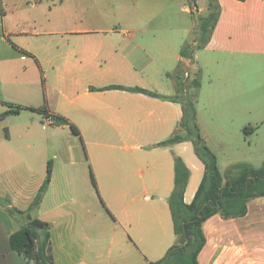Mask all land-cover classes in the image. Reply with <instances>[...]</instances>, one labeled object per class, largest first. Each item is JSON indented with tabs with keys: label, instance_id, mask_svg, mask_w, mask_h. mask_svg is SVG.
Here are the masks:
<instances>
[{
	"label": "crops",
	"instance_id": "crops-1",
	"mask_svg": "<svg viewBox=\"0 0 264 264\" xmlns=\"http://www.w3.org/2000/svg\"><path fill=\"white\" fill-rule=\"evenodd\" d=\"M190 1L193 8L184 0H0V84L29 94L39 72L43 104L30 100L19 107L43 123L46 116L69 120L87 145L85 150L73 149L61 140V133L55 135L52 148L63 151L53 156L50 185L32 210L34 218L52 225L54 264H126L135 251L146 264L163 259L176 242L168 202L175 184V157L191 171L185 203H192L201 185L205 165L192 142L159 146L176 132L183 105L128 89L174 97L178 77L189 85L198 76L197 122L220 170L253 165L242 160L241 147L230 143L246 128L249 134L257 132L253 118L261 112L257 97L252 98L258 87L248 89L241 68L249 59H264V0H216L217 25L201 55L196 51L192 60L175 50L173 32L179 28L188 34L195 24L179 26L176 16L195 12L205 18L210 0H203L202 6ZM181 64L183 74L178 73ZM68 128L60 126L55 132ZM221 157L226 159L223 166ZM88 162L111 211L112 224L106 228L103 215L92 216L93 202L76 193L86 189L82 165ZM134 169L137 175L130 174ZM45 179L46 172L33 186L10 184L5 188L9 192H0L1 199L10 201L0 205L2 210L28 211ZM78 208L90 220L81 229L72 225L55 234L58 221L79 216ZM2 210L0 264H29L11 250L9 238L20 226ZM203 231L206 244L199 264H264V197L251 200L243 217L213 216Z\"/></svg>",
	"mask_w": 264,
	"mask_h": 264
},
{
	"label": "trees",
	"instance_id": "trees-1",
	"mask_svg": "<svg viewBox=\"0 0 264 264\" xmlns=\"http://www.w3.org/2000/svg\"><path fill=\"white\" fill-rule=\"evenodd\" d=\"M238 1L245 2L246 0ZM219 10L217 1L210 0V13L202 19L199 43L196 46H185L181 51V56L192 60L194 53L209 43L218 22ZM182 72H184V66L181 64L178 73L181 74ZM178 78L177 95L174 97L161 96L156 92L142 88L128 89L151 97L181 103L183 105V118L179 122L176 132L159 146L170 147L190 141L193 143L197 157L205 165V174L201 185L192 203L187 204L185 203V192L191 177V171L182 158H174L175 184L168 202L176 242L163 259L151 264H199V254L206 244L203 224L215 215H221L225 220L243 217L248 212V203L251 200L264 197V164L261 168H255L247 163L232 165L225 174L229 180L224 183L218 157L208 146L197 122L200 79L196 76L189 85H186L183 79ZM111 88L125 89L123 87ZM7 106H10V104H7ZM21 110H23L22 107H11L8 112L0 115V122L10 115H18ZM28 110L41 112L39 109ZM56 125L69 126L72 134L80 138L85 150L83 138L75 125L65 118H56ZM247 130L248 128L245 129V131ZM52 173L53 163L49 161L45 182L28 211L22 212L15 208L8 209L11 215L26 220V224L10 236L9 246L12 251L25 258L29 264H54L53 257L50 254L51 225L37 218H32L30 213L41 204L43 196L50 185ZM90 177L92 185L99 193L92 170ZM0 203L8 205L10 201L0 198Z\"/></svg>",
	"mask_w": 264,
	"mask_h": 264
},
{
	"label": "rangeland",
	"instance_id": "rangeland-1",
	"mask_svg": "<svg viewBox=\"0 0 264 264\" xmlns=\"http://www.w3.org/2000/svg\"><path fill=\"white\" fill-rule=\"evenodd\" d=\"M198 1L202 6L203 0ZM183 4L193 8V1L184 0ZM205 15L206 14L202 16ZM176 18V22L178 23L177 25L179 26L195 24L191 27L188 34L182 33L179 28L174 29L173 34L175 35L176 42L175 50L180 53L185 46H196L194 43H199L203 18L198 17L195 12L187 16L178 14ZM201 51V49L197 50V54L201 55ZM174 62H176V59ZM176 64L179 63L176 62ZM241 70L246 73V75H242V78H245L248 84V89H251L255 84L258 87L256 96H253V98L250 96L249 100L252 101V98L253 101H255V98L257 97L258 113L260 111L261 115H256L253 118V124L255 128H257V132L254 135L249 134L244 130L245 133L243 132V136L237 142L230 144L232 148L235 146L242 148V160L251 162L255 168H261L264 164V59L260 57L249 59L244 63ZM191 76L192 74L190 77ZM34 78H36V85L31 87L29 94H26L23 90H17L11 86L0 84V115L8 112L11 107L16 108L22 106V103L25 101L29 102L31 100L38 105L43 104V85L40 73H35ZM259 87L262 88L259 90ZM6 104H10V106H7ZM259 107L261 108L260 110ZM58 127L60 126L55 124L52 128L47 129L42 119L34 117V115L29 111L22 110L18 115H10L5 120L0 122V187L5 190L0 191L2 194L4 192H9L6 191L7 189L5 188H8L10 184L17 182H26L33 186L41 176L45 175L48 162L52 161L53 165L55 164L56 161L53 159V156H59L61 151H63L61 147L59 148L58 146L56 149L52 148V145H54L52 141H56L55 135L57 133H61L59 135L61 140H65L66 145L70 146V148L75 149L78 147L81 150L83 149L80 138L74 136L70 128L64 130L65 132H55ZM83 142L86 149L87 145L84 140ZM9 151L13 152L10 153ZM15 154H17L16 157H14ZM225 160L226 159L221 157V166H223ZM82 170L84 171L87 179L86 189L85 187H81V189L76 190V193L79 196L86 195L89 201L93 202L94 207L92 210V216L100 219V214L103 215L102 223L106 228L107 224H112V217L110 216L111 211L107 207V203L101 190L99 189L98 193L92 185V182H90L91 170L95 176L93 166L90 162L83 163ZM137 172V169H134V171H130V174L137 175ZM221 173L223 176L226 174L224 170L223 172L221 171ZM0 205L5 206L4 203H0ZM0 210H2L1 207ZM2 211V213L7 216L9 220H17V224L20 226L18 229L23 226V222H26V220L22 219V217H15L14 215H11L9 210ZM30 213L32 215L33 212L31 211ZM34 216H36V214H34ZM90 218L89 214L85 211L81 212L79 209V216L74 215L72 217H68L66 221H58V224L55 226L54 233H58L60 235L65 228L69 229L72 225L81 229L82 226L90 220ZM167 227L169 228V226ZM52 232L53 229L51 225V233ZM167 234L170 235L169 233ZM107 243L109 244V242ZM126 264H146V260L141 253L135 251L133 253V257L129 258Z\"/></svg>",
	"mask_w": 264,
	"mask_h": 264
},
{
	"label": "built area",
	"instance_id": "built-area-1",
	"mask_svg": "<svg viewBox=\"0 0 264 264\" xmlns=\"http://www.w3.org/2000/svg\"><path fill=\"white\" fill-rule=\"evenodd\" d=\"M185 77L187 78L188 76L186 75ZM44 124H45L46 127L50 128V127L55 126L56 120H55V118L53 116H46L44 118Z\"/></svg>",
	"mask_w": 264,
	"mask_h": 264
}]
</instances>
